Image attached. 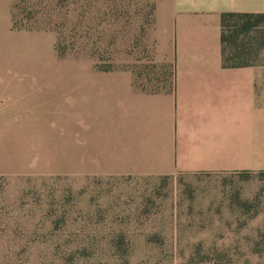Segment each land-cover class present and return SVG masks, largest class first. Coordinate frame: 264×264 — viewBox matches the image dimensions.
I'll return each instance as SVG.
<instances>
[{
	"label": "rangeland",
	"instance_id": "374dc122",
	"mask_svg": "<svg viewBox=\"0 0 264 264\" xmlns=\"http://www.w3.org/2000/svg\"><path fill=\"white\" fill-rule=\"evenodd\" d=\"M158 1L14 0L11 25L0 0V264H264V172H103L106 105L84 69L173 92ZM241 47L264 68V28Z\"/></svg>",
	"mask_w": 264,
	"mask_h": 264
},
{
	"label": "crops",
	"instance_id": "0c3cea01",
	"mask_svg": "<svg viewBox=\"0 0 264 264\" xmlns=\"http://www.w3.org/2000/svg\"><path fill=\"white\" fill-rule=\"evenodd\" d=\"M8 3L12 25L14 0ZM226 13L264 14V0L158 1L157 56L174 64L172 93L137 89L131 71L84 69L100 84V102L106 105L101 157L107 167L101 171L264 172V68L224 67Z\"/></svg>",
	"mask_w": 264,
	"mask_h": 264
},
{
	"label": "trees",
	"instance_id": "16d2710c",
	"mask_svg": "<svg viewBox=\"0 0 264 264\" xmlns=\"http://www.w3.org/2000/svg\"><path fill=\"white\" fill-rule=\"evenodd\" d=\"M14 29H18L17 24L14 21ZM264 28V14L256 13H226L222 16V57L223 65L226 68H235V67H246V66H255L249 61H247L244 52V49L241 47L243 38L251 35L254 32L263 30ZM60 58L65 59L67 56V48L60 47L57 49ZM96 69L101 71H114V66L112 63L108 65L101 66L99 63L96 65ZM174 69V83L173 87L175 90L176 81H175V68ZM149 93H164L160 84L157 85V88L152 91H147ZM174 92V91H173ZM172 93V92H166ZM262 173V172H261Z\"/></svg>",
	"mask_w": 264,
	"mask_h": 264
}]
</instances>
